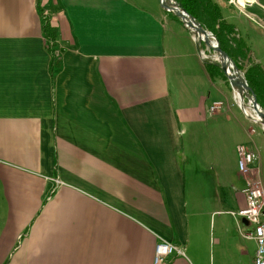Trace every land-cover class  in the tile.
<instances>
[{"label": "crops", "instance_id": "0c3cea01", "mask_svg": "<svg viewBox=\"0 0 264 264\" xmlns=\"http://www.w3.org/2000/svg\"><path fill=\"white\" fill-rule=\"evenodd\" d=\"M254 2L238 28L260 55ZM188 31L159 0H0V264H154L161 240L166 264H253L232 212L264 188V131Z\"/></svg>", "mask_w": 264, "mask_h": 264}, {"label": "trees", "instance_id": "16d2710c", "mask_svg": "<svg viewBox=\"0 0 264 264\" xmlns=\"http://www.w3.org/2000/svg\"><path fill=\"white\" fill-rule=\"evenodd\" d=\"M175 1L195 17L196 20L202 24L204 29L212 32L217 37L222 48L234 59L240 69L244 68L242 60L250 61L245 76L249 85L254 89L259 104L264 109V68L261 64L253 62L252 58L249 56V53L251 55L252 49L240 35L236 24L228 21L224 17L219 3L216 0ZM168 13L178 18L171 12ZM41 14L43 16V31L46 38V47L51 53L52 65H59L61 51L58 47L57 30L52 25L48 15H44L43 9H41ZM205 65L212 80L222 78L225 79L230 86L228 78L217 64L205 62Z\"/></svg>", "mask_w": 264, "mask_h": 264}, {"label": "built area", "instance_id": "2783aa9c", "mask_svg": "<svg viewBox=\"0 0 264 264\" xmlns=\"http://www.w3.org/2000/svg\"><path fill=\"white\" fill-rule=\"evenodd\" d=\"M227 101L219 100L210 107L211 112H216L227 105ZM255 132V129H252ZM239 170L244 175H249L250 165L259 159L260 155L255 150L245 146H238ZM243 192L246 195V206L238 212H232L247 221L252 230H244L243 235L247 238H255L257 250L253 264H264V188L262 182L256 179H248ZM173 252L181 253L178 246L167 240H161L156 246L154 264H166V257Z\"/></svg>", "mask_w": 264, "mask_h": 264}, {"label": "water", "instance_id": "95a60500", "mask_svg": "<svg viewBox=\"0 0 264 264\" xmlns=\"http://www.w3.org/2000/svg\"><path fill=\"white\" fill-rule=\"evenodd\" d=\"M161 6L167 10L168 12L174 13L176 16H178L183 24L194 34L197 35V31L194 30V25L197 26L196 29L200 30L202 33L206 34L208 37L210 35V38H207L205 41L202 40L199 37H196V42L198 46L200 47L201 44H205L209 48L213 49L222 57V62H221V68L227 75L230 85L234 91H236V86H239L242 89H245L249 96L252 98V103L253 106L255 107L257 111V115L260 117V121H256L262 125V129L264 131V109L261 107V105L258 102L256 93L250 87L248 84L245 76L242 75L240 68L237 66L233 58L222 48L220 42L216 38V36L213 33L208 32L206 29L203 28L202 24L196 20L195 17H193L191 14L188 13V11L183 8L179 3L174 2L173 0H159ZM187 17H189V20H187ZM225 60V62H224ZM240 83V84H238ZM247 105L244 103L243 100H240V107L243 109V111L246 112V107ZM249 116V114H247ZM250 117V116H249ZM252 117V116H251ZM245 223L247 221L243 219Z\"/></svg>", "mask_w": 264, "mask_h": 264}, {"label": "rangeland", "instance_id": "374dc122", "mask_svg": "<svg viewBox=\"0 0 264 264\" xmlns=\"http://www.w3.org/2000/svg\"><path fill=\"white\" fill-rule=\"evenodd\" d=\"M174 2H176L175 0H173ZM218 3H219V5H220V7H221V10H222V12H223V15H224V17L228 20V21H230V22H233V23H235V21H239L237 24H236V26H237V29L239 30V33H240V35L246 40V42L249 44V46H250V48L252 49V45L253 44H256V43H258V40H259V38H258V36L259 35H257V36H253V34H252V36L250 37L248 34H245L244 32H243V30H242V28H238V27H241L239 24H240V21H242V20H244V19H240V17H242V16H248V13L250 12V9H248V7H249V4L250 3H252V2H254V1H256V0H216ZM260 1V3L262 4V5H264V0H259ZM178 3V2H177ZM255 3V2H254ZM261 9H262V7H261ZM167 11V10H166ZM168 12V11H167ZM172 13V12H171ZM172 14H174V13H172ZM190 14V13H189ZM175 15V14H174ZM176 16V15H175ZM178 17V16H177ZM179 18V17H178ZM180 19V18H179ZM181 20V19H180ZM258 20V22H259V31L260 30H263L264 29V21L262 20H259V19H257ZM183 23V22H182ZM239 25V26H238ZM247 27H248V29H249V31H251V26L249 27L248 26V24H247ZM208 31V30H207ZM188 32H190V31H188ZM208 32H210V31H208ZM210 33H212V32H210ZM247 33V32H246ZM250 33V35H251V32H249ZM194 35V34H193ZM196 35H194V37H195ZM197 37V36H196ZM217 38V37H216ZM196 39V38H195ZM254 48V47H253ZM200 52H201V55H202V58L204 59V61L205 62H211V63H214V64H217L220 68H221V63H219V61L215 58L216 56H218V53H216V51H214L213 49H211V48H209L208 46H206L205 44H201V46H200ZM261 52L263 53V54H260V55H262V61H263V63H264V51L263 50H261ZM259 54H258V52L256 51V50H254V49H252V52H251V55H250V53H249V56L252 58V60H253V62H257V63H259V60H258V58L256 57V56H259V57H261ZM234 60V59H233ZM251 60V61H252ZM249 62L250 61H248V60H242V63H243V65H244V68L243 69H240V71H241V73H242V75L243 76H245V72H246V69H247V67L249 66ZM236 63V62H235ZM260 64V63H259ZM264 68V67H263ZM222 69V68H221ZM224 72V71H223ZM225 73V72H224ZM226 75V74H225ZM226 77H227V75H226ZM228 78V77H227ZM245 78H246V76H245ZM219 79V78H218ZM220 79H222V78H220ZM222 80H224L225 81V79H222ZM247 80V79H246ZM228 81H229V79H228ZM226 82V81H225ZM248 82V81H247ZM229 84H230V82H229ZM249 84V83H248ZM231 86V85H230ZM230 86L228 85V83L227 84H225V87H226V89H227V91H228V94L230 95V96H232V98H231V101L230 102H232L233 100H234V102H235V104L242 110V108L240 107V100L237 98V96H236V93H235V91L233 90V89H231L230 88ZM251 87V86H250ZM230 89L232 90V91H230ZM253 89V88H252ZM254 90V89H253ZM255 92V91H254ZM257 96V95H256ZM258 99V98H257ZM245 103H246V105L248 104V101H249V99H247V98H245ZM224 101V100H223ZM230 104H232V103H230ZM242 112H243V110H242ZM250 116V119L254 122V123H257L258 124V126L260 127V128H262V125L260 124V123H258V122H256V120L254 119V117L252 116V115H249ZM252 116V117H251ZM9 258H7L6 259V261L8 260ZM5 261V262H6Z\"/></svg>", "mask_w": 264, "mask_h": 264}, {"label": "bare ground", "instance_id": "6f19581e", "mask_svg": "<svg viewBox=\"0 0 264 264\" xmlns=\"http://www.w3.org/2000/svg\"><path fill=\"white\" fill-rule=\"evenodd\" d=\"M187 20H189V22H190L189 17H187ZM196 28H197V26L194 25V30L197 31V35H196L197 37L200 36V38H201L202 40H204V41H205L207 38H210V39H211L210 35H209V37H208L206 34L202 33L200 30H198V29H196ZM215 58L219 61V63H221V62L223 61V60H222V57H220L219 54H218V56H216ZM224 62H225V60H224ZM238 84H240V83H238ZM235 90H236V91H235L236 96H237V98H238L239 100H243L244 103H245V101H246L245 98L249 99L248 104H247V106L245 107V108H246V112H247V114L252 115L256 121H260V117H259V115H257V111H256L255 107L253 106L252 98L249 96V94L247 93V91H246L245 89L240 88L239 86H236V89H235ZM245 104H246V103H245ZM244 112H245V111H244Z\"/></svg>", "mask_w": 264, "mask_h": 264}]
</instances>
